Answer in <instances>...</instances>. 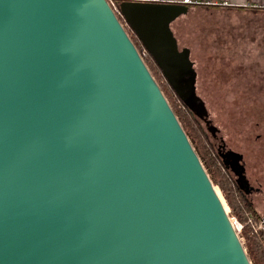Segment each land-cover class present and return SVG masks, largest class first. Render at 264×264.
Here are the masks:
<instances>
[{
	"label": "water",
	"instance_id": "water-1",
	"mask_svg": "<svg viewBox=\"0 0 264 264\" xmlns=\"http://www.w3.org/2000/svg\"><path fill=\"white\" fill-rule=\"evenodd\" d=\"M189 10L0 0V264H252L125 28L200 115Z\"/></svg>",
	"mask_w": 264,
	"mask_h": 264
},
{
	"label": "flooded vegetation",
	"instance_id": "flooded-vegetation-1",
	"mask_svg": "<svg viewBox=\"0 0 264 264\" xmlns=\"http://www.w3.org/2000/svg\"><path fill=\"white\" fill-rule=\"evenodd\" d=\"M179 18L171 24V29L177 41L178 35L176 29H174V23ZM246 19L245 23L250 25L248 26L249 33H246V31L236 33L231 38V44L237 45V42H239L243 46L249 42L251 46L244 48L240 46L242 49L239 48L240 50L236 51L237 53L232 52L234 58L226 54L227 58L221 60L223 61V64L221 62L222 68L228 66L230 69L251 71L250 74L253 77L249 80L250 82L233 86L236 93L231 101L241 103V110L237 115L238 125L235 127L234 145L231 146L228 143L230 141L229 137L224 138V136H221V174L234 182L239 198L249 206L251 210L250 222L254 225L256 232H264V18L251 17ZM243 34L246 36L244 37ZM184 49H189V57L193 62L192 67L196 77L194 86L195 105L199 109L201 105L203 106L204 100L198 94L196 62L192 58L190 48L179 47L180 51ZM145 52L148 53L146 49ZM244 59L252 60V62H244ZM252 71L255 73L252 74ZM187 75L180 95L176 94L169 83L182 103L183 99L190 95L188 87H193L188 81L191 79V74L188 73ZM181 80L184 81V78H181ZM184 91L185 93H183ZM195 115L201 122L207 120V114L206 116L204 114Z\"/></svg>",
	"mask_w": 264,
	"mask_h": 264
},
{
	"label": "rangeland",
	"instance_id": "rangeland-1",
	"mask_svg": "<svg viewBox=\"0 0 264 264\" xmlns=\"http://www.w3.org/2000/svg\"><path fill=\"white\" fill-rule=\"evenodd\" d=\"M244 17L251 18L242 12L233 13L198 9L189 11L188 14L180 17L174 23L179 47L190 48L192 58L196 62L198 94L204 100L203 105L207 111L206 122H199L203 130L208 134L211 143L214 144V151L217 154H221V136H224V138L229 137L230 141L228 143L231 146L234 145L233 138L236 134L235 127L238 125L237 115L241 110V103L231 101L236 93L233 86L250 82L249 80L253 79L250 74L251 71L230 69L228 66L227 68L221 67V62L223 64L221 60H223L222 58H227L226 54L234 58L233 51L236 52L242 49L241 47L251 46L249 42L243 46L239 42H237V45L231 44V38L236 33L240 31L249 33L250 29L248 26L250 25L245 23L247 19ZM243 35L244 37L246 36L245 34ZM244 62L249 63L252 60L244 59ZM253 73L255 72L252 71ZM157 80L161 87L166 85L165 80ZM176 98L179 100L177 96ZM210 128H214L215 131L212 132ZM205 169L211 179V174H209L207 168ZM214 186L227 213L233 216L219 187Z\"/></svg>",
	"mask_w": 264,
	"mask_h": 264
},
{
	"label": "trees",
	"instance_id": "trees-1",
	"mask_svg": "<svg viewBox=\"0 0 264 264\" xmlns=\"http://www.w3.org/2000/svg\"><path fill=\"white\" fill-rule=\"evenodd\" d=\"M119 19L123 24L125 23L122 16L119 15ZM125 28L157 83L159 84L157 79L165 80L166 85L161 87L159 84L163 94L178 117L185 133L189 137L205 168H207L209 174H211L213 184L218 186L222 192L231 214L235 215L238 221L243 225L240 238L251 263L264 264V232H256L254 225L250 222L251 210L249 206L244 204L239 198L234 182L221 174V154L215 153L214 144L211 143L208 134L200 125L199 121L201 120L176 98L177 95L173 92L157 62L153 59L149 52H145V47L140 42L134 30H132L128 25H126ZM206 112L205 106L201 105L198 113L206 116ZM202 122L205 123L206 121L203 120ZM210 130L212 132L215 131L214 128H210Z\"/></svg>",
	"mask_w": 264,
	"mask_h": 264
},
{
	"label": "crops",
	"instance_id": "crops-1",
	"mask_svg": "<svg viewBox=\"0 0 264 264\" xmlns=\"http://www.w3.org/2000/svg\"><path fill=\"white\" fill-rule=\"evenodd\" d=\"M178 3L180 0H165ZM201 4L189 7L191 10L242 12L248 17L264 18V0H197Z\"/></svg>",
	"mask_w": 264,
	"mask_h": 264
},
{
	"label": "built area",
	"instance_id": "built-area-1",
	"mask_svg": "<svg viewBox=\"0 0 264 264\" xmlns=\"http://www.w3.org/2000/svg\"><path fill=\"white\" fill-rule=\"evenodd\" d=\"M107 1L110 4V6L112 7V9L117 13L119 12L120 4L123 2H135V1H137V2L156 3V4L157 3H166L165 0H107ZM178 3L182 4V5H186L188 7L201 4V2H199L197 0H180ZM229 218H230L231 223L233 224V227L235 228V230L237 231V233L240 236V233L242 232V229H243L242 225L240 224V222L237 220V218L234 215L233 216L229 215Z\"/></svg>",
	"mask_w": 264,
	"mask_h": 264
}]
</instances>
